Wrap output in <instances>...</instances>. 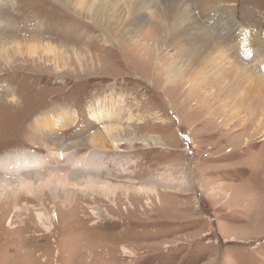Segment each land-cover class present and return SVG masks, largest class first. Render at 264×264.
<instances>
[{
  "label": "rangeland",
  "instance_id": "obj_1",
  "mask_svg": "<svg viewBox=\"0 0 264 264\" xmlns=\"http://www.w3.org/2000/svg\"><path fill=\"white\" fill-rule=\"evenodd\" d=\"M126 1L99 0L116 29ZM260 1L204 7L232 20L225 61L250 80L198 68L172 86L154 69L185 36L146 23L138 46L105 45L84 0H0V264H264Z\"/></svg>",
  "mask_w": 264,
  "mask_h": 264
},
{
  "label": "bare ground",
  "instance_id": "obj_2",
  "mask_svg": "<svg viewBox=\"0 0 264 264\" xmlns=\"http://www.w3.org/2000/svg\"><path fill=\"white\" fill-rule=\"evenodd\" d=\"M60 1L69 3L71 0ZM84 1V11L90 15L92 22L106 33L103 39V43L105 45H109V41H107V39L109 37H113L115 38L113 39L115 42L118 41L116 43L119 47L120 44H128L131 45V47L138 46V41L134 39V35L136 30L146 23H150L151 26L156 27L155 29L161 30L165 33L168 32L167 34H169V36L166 43L169 44V46L170 44L175 43L177 38L185 36L186 40L189 41L188 47L186 49H180L179 53H177L174 58H169L167 54H165V58L160 59L157 63L158 65H156L157 67L154 69V74L159 76L161 81H166L167 85L176 86V83L181 80L185 82L184 78L195 76V71L198 70V68L204 69V72L207 70H221L222 74L226 77H229L227 75H232L237 72V74L239 73L241 76L240 79L244 81H248L252 78V75L249 74L247 67H241L238 65L242 63L237 62L236 66L225 61L230 55L229 50L225 48L226 46H224L226 45V37L223 32L226 30L225 25L229 23L232 24L233 22L231 19H225L227 22L225 25L216 24L215 26H212L213 24L208 22L209 18L207 19V17H210V12L204 9L206 6L211 7V2H209V0L198 1V3L203 5V7L199 9V14L194 12L195 10L192 7L193 4H191L188 0H140L144 2L141 6H136L135 3L138 0H127L128 13L131 14V18L121 29H116L118 26L116 23L122 24L125 20L115 19L116 13L114 12L113 5L111 6L108 2L109 6H107V4L99 2V0ZM149 4L157 6L156 11L160 17V19H158L160 20V23L156 24V26L146 13L141 11L142 8L145 9ZM189 14L192 16L190 18V23H184L185 17L189 16ZM163 21L166 22V25ZM141 37L142 39L145 38L148 40L147 35H141ZM247 51L248 50H246V53ZM136 57L140 56L137 55ZM177 58H181L178 63L180 66L181 63H183L185 68L183 65L181 68L179 65H175L174 61ZM140 59L142 60V57H140ZM235 78L237 79V77ZM191 88H196L193 81ZM125 144L126 143L121 140L114 139L112 140L111 145L115 150H123ZM93 146L97 148L98 145ZM3 183H5V181H3ZM21 183L22 182H20V184ZM19 186L21 187V185ZM40 216L41 220L47 219L46 214H40Z\"/></svg>",
  "mask_w": 264,
  "mask_h": 264
}]
</instances>
